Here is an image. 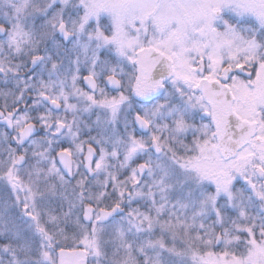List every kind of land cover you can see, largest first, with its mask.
Wrapping results in <instances>:
<instances>
[{"label": "snow or ice", "instance_id": "1", "mask_svg": "<svg viewBox=\"0 0 264 264\" xmlns=\"http://www.w3.org/2000/svg\"><path fill=\"white\" fill-rule=\"evenodd\" d=\"M0 264H264V0H0Z\"/></svg>", "mask_w": 264, "mask_h": 264}]
</instances>
